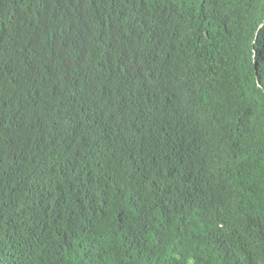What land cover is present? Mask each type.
<instances>
[{"label":"trees","instance_id":"1","mask_svg":"<svg viewBox=\"0 0 264 264\" xmlns=\"http://www.w3.org/2000/svg\"><path fill=\"white\" fill-rule=\"evenodd\" d=\"M0 264H264V0H0Z\"/></svg>","mask_w":264,"mask_h":264}]
</instances>
